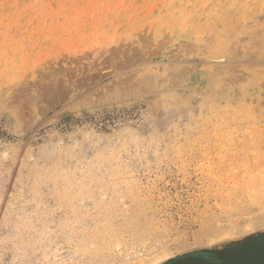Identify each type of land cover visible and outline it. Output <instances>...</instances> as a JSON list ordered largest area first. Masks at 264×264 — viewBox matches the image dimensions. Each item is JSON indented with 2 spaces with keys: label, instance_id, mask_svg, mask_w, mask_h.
Wrapping results in <instances>:
<instances>
[{
  "label": "rangeland",
  "instance_id": "374dc122",
  "mask_svg": "<svg viewBox=\"0 0 264 264\" xmlns=\"http://www.w3.org/2000/svg\"><path fill=\"white\" fill-rule=\"evenodd\" d=\"M262 169L264 0H0V264H227Z\"/></svg>",
  "mask_w": 264,
  "mask_h": 264
},
{
  "label": "water",
  "instance_id": "95a60500",
  "mask_svg": "<svg viewBox=\"0 0 264 264\" xmlns=\"http://www.w3.org/2000/svg\"><path fill=\"white\" fill-rule=\"evenodd\" d=\"M260 258H264V237L242 244L221 259L227 264H257Z\"/></svg>",
  "mask_w": 264,
  "mask_h": 264
},
{
  "label": "flooded vegetation",
  "instance_id": "af4514ba",
  "mask_svg": "<svg viewBox=\"0 0 264 264\" xmlns=\"http://www.w3.org/2000/svg\"><path fill=\"white\" fill-rule=\"evenodd\" d=\"M184 261H192L193 264H199V263H210V264H217L216 261H213V259H203V260H200V261H204V262H200L199 260L198 261H194V258H191L189 260H178L177 262H173V264H179L181 262H184Z\"/></svg>",
  "mask_w": 264,
  "mask_h": 264
},
{
  "label": "bare ground",
  "instance_id": "6f19581e",
  "mask_svg": "<svg viewBox=\"0 0 264 264\" xmlns=\"http://www.w3.org/2000/svg\"><path fill=\"white\" fill-rule=\"evenodd\" d=\"M227 57V56H226ZM225 57V58H226ZM225 58H223V59H225ZM118 82V81H117ZM96 98V97H95ZM263 166V165H262ZM261 166V167H262ZM262 170H264V169H262ZM259 174H261L260 172H259ZM264 174V173H263ZM256 184V183H255ZM246 186V185H245ZM263 186V185H262ZM248 189V188H247ZM253 191H255L254 189H253ZM252 191V192H253ZM264 192V191H263ZM259 193V192H258ZM256 196V195H255ZM117 247V246H116ZM257 264H264V258H260L258 261H257Z\"/></svg>",
  "mask_w": 264,
  "mask_h": 264
}]
</instances>
